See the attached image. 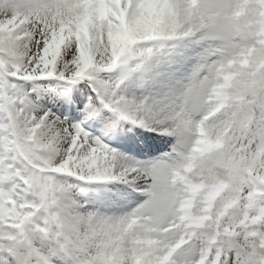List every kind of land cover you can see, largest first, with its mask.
Here are the masks:
<instances>
[{
  "label": "snow or ice",
  "instance_id": "1",
  "mask_svg": "<svg viewBox=\"0 0 264 264\" xmlns=\"http://www.w3.org/2000/svg\"><path fill=\"white\" fill-rule=\"evenodd\" d=\"M0 264H264V0H0Z\"/></svg>",
  "mask_w": 264,
  "mask_h": 264
}]
</instances>
